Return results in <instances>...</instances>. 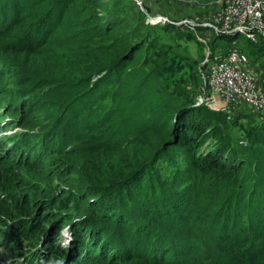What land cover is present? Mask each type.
Returning <instances> with one entry per match:
<instances>
[{
  "label": "trees",
  "instance_id": "obj_1",
  "mask_svg": "<svg viewBox=\"0 0 264 264\" xmlns=\"http://www.w3.org/2000/svg\"><path fill=\"white\" fill-rule=\"evenodd\" d=\"M152 45L106 0H0V248L29 264H264V121L196 106L195 57ZM44 174L64 184L48 228L30 194Z\"/></svg>",
  "mask_w": 264,
  "mask_h": 264
},
{
  "label": "rangeland",
  "instance_id": "obj_2",
  "mask_svg": "<svg viewBox=\"0 0 264 264\" xmlns=\"http://www.w3.org/2000/svg\"><path fill=\"white\" fill-rule=\"evenodd\" d=\"M106 4H109V8L110 10H112L113 14H118L119 16L125 18L128 24H130L132 28L134 27V31L137 33V39L140 40V42H145V44L152 43L153 44L152 46L154 48H157L160 44L164 47L171 46L173 48L176 46V44H179L180 47H178V49L181 47L187 48L188 55L193 59L195 57V63L192 66L193 67L192 69L198 72L200 83H201V76L198 69L204 62L207 53L213 55L214 52H215L214 54H216L218 51L222 52L228 49V47L227 48L225 47L226 43L223 41H217V44L215 45V40H214L215 36L209 33L206 28L201 26V24H204V22H206L208 18H210L215 12L218 11L219 9L218 0H106ZM80 5H83V3H79L78 5L77 4L71 5L72 12L76 11L80 7ZM84 17L78 19L81 21ZM159 17L163 18V21L161 23L159 22L157 24L150 23V21H153ZM167 21L170 22V24H173V27L168 28L167 26H165L166 23H168ZM65 24L67 26L66 30L71 29L78 33L87 32L90 29V27H87L85 25L75 26L73 17H70V19H68ZM61 34L62 32L59 33V37ZM197 34H203L205 36L206 38L205 41L206 43H208V49L197 40ZM114 35L119 36L117 35V33H115ZM83 36H88V35L83 34ZM65 37L67 38L65 32H63L62 38ZM97 41L99 44L109 42L108 39L105 40L98 39ZM15 42L16 41H13L11 44L14 45ZM238 44H236L235 46L236 47L240 46L241 48L246 49V51L248 52L251 51L245 48V45L242 42H238ZM178 49L176 50L177 52H179ZM262 54L259 55L256 54L257 56L254 54H248V57L251 66L257 65V68L261 69L262 71L261 75L257 74L256 76L260 81V86H262L264 89V55ZM137 55L143 56V50L138 52ZM181 57L184 56L181 55ZM182 63L184 65L180 68L179 74L182 77H187L190 72L188 65L189 62L183 61ZM13 74H15L14 71ZM10 80L13 82V86L10 87V92H13L14 90L13 87L17 88L18 79L14 75ZM198 95H199V90L197 96H195L196 102L199 97ZM1 109L2 108L0 104V112H1L0 121L3 120L4 117L8 118V116L2 115L5 112H3ZM240 109L241 108H236L234 112L230 115L233 117L239 114ZM42 112L39 113V116H36L39 122L43 121L46 116H51V114L53 113L55 115L56 111L54 109H44ZM215 112H223V111H215ZM241 113L245 114L246 116L248 115L246 119L241 121L242 124H247L248 122L249 124H257L259 123V121L260 122L264 121L261 120L264 119V111L256 113L254 111L248 112L247 110L242 109ZM49 126H51V124L46 125V127ZM233 132L235 138H243V136L245 135V133H243L241 130L234 129ZM10 133L11 131L9 129L7 130V132L2 133V135L8 136ZM240 140L242 146H246L243 144V143L246 144V141L244 139H240ZM122 157L123 156H121L120 158ZM54 158L55 156H52V159ZM47 162L48 159L45 160L41 165H39V168H43L45 166L48 167L49 163ZM91 179L97 180L94 179V177ZM31 180L33 183L36 184L37 187L36 189L30 191V194L31 195L33 194L35 196L34 198L37 199L38 201H41V203L44 205L42 211H40L41 213L40 219L37 223H35V226L45 224V227L48 228L47 224L50 221L49 213H53V212L56 213L60 209L59 208L60 206L59 203L61 202L60 190L64 188V184L57 179L54 180L53 178H51V180H47L46 174L35 175V177ZM48 201H50V203L46 205ZM93 201L94 200L90 201V203H92ZM93 206H96V204H94ZM81 216L82 215H80V217ZM103 237H106V235H103ZM70 240H71V235L67 229L60 231L59 241L57 243H59L61 246L66 247ZM11 245H14V249L20 247V244L18 245L13 243L11 244V242L10 243L8 242L5 245H3V247L0 248V264H9L12 261H14V264H29L33 259H36L37 256L35 257L28 256L27 260H24L21 257H16L17 254H19L22 250L13 251L9 249L11 248ZM115 249L116 248H114L113 250ZM36 254H41V252L31 253V255H36ZM96 255L97 254H95V256ZM87 260L88 258H85L84 261Z\"/></svg>",
  "mask_w": 264,
  "mask_h": 264
},
{
  "label": "built area",
  "instance_id": "obj_3",
  "mask_svg": "<svg viewBox=\"0 0 264 264\" xmlns=\"http://www.w3.org/2000/svg\"><path fill=\"white\" fill-rule=\"evenodd\" d=\"M218 4V11L201 24L209 33L218 38L243 37L253 44L264 42V0H218ZM162 21L159 17L150 23ZM202 35L197 34V40L208 49ZM198 70L201 84L196 106L226 112L228 119L236 108H241L239 114L242 109L264 111V89L256 76L262 71L251 66L248 55L233 42L223 53H207Z\"/></svg>",
  "mask_w": 264,
  "mask_h": 264
}]
</instances>
